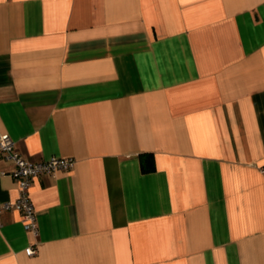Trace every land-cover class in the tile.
Returning a JSON list of instances; mask_svg holds the SVG:
<instances>
[{
    "label": "crops",
    "instance_id": "0c3cea01",
    "mask_svg": "<svg viewBox=\"0 0 264 264\" xmlns=\"http://www.w3.org/2000/svg\"><path fill=\"white\" fill-rule=\"evenodd\" d=\"M2 133L0 264H264V0H0Z\"/></svg>",
    "mask_w": 264,
    "mask_h": 264
},
{
    "label": "built area",
    "instance_id": "2783aa9c",
    "mask_svg": "<svg viewBox=\"0 0 264 264\" xmlns=\"http://www.w3.org/2000/svg\"><path fill=\"white\" fill-rule=\"evenodd\" d=\"M0 158L13 162L12 176L18 184V196L15 200L0 202V212L3 210L17 209L22 214L23 227L34 236L38 235L36 210L30 196V187L34 179L41 174L55 175L61 170L69 169L74 164L70 157L52 156L45 160L31 161L25 159L17 150L15 141L7 134H0ZM264 173V166L260 167ZM28 253H35V247L29 246Z\"/></svg>",
    "mask_w": 264,
    "mask_h": 264
},
{
    "label": "trees",
    "instance_id": "16d2710c",
    "mask_svg": "<svg viewBox=\"0 0 264 264\" xmlns=\"http://www.w3.org/2000/svg\"><path fill=\"white\" fill-rule=\"evenodd\" d=\"M142 168L145 171H150L154 168L153 166V156L151 154L142 155L141 161Z\"/></svg>",
    "mask_w": 264,
    "mask_h": 264
}]
</instances>
